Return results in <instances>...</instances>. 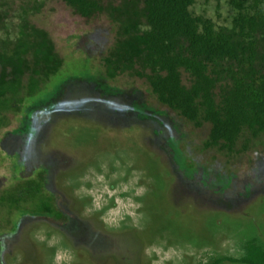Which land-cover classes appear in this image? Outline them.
<instances>
[{"label": "rangeland", "instance_id": "rangeland-1", "mask_svg": "<svg viewBox=\"0 0 264 264\" xmlns=\"http://www.w3.org/2000/svg\"><path fill=\"white\" fill-rule=\"evenodd\" d=\"M1 2L11 38L22 8L36 7L30 23L77 76L29 101L55 92L51 107H31L35 134L22 139L15 112L0 130V264H242L248 240L264 244V143L240 155L205 150L208 129L177 119L142 81L120 77L101 88V59L115 37L109 13L86 19L62 0ZM216 5L198 0L196 8L221 25L227 13L223 6L218 18ZM144 106L163 114L164 136ZM37 174L62 218L18 212L35 211L37 200L7 209L19 183Z\"/></svg>", "mask_w": 264, "mask_h": 264}, {"label": "trees", "instance_id": "trees-1", "mask_svg": "<svg viewBox=\"0 0 264 264\" xmlns=\"http://www.w3.org/2000/svg\"><path fill=\"white\" fill-rule=\"evenodd\" d=\"M62 1L86 19L109 13L116 26L112 46L101 59V88L109 89L107 81L120 77L142 81L149 96L177 119L195 129H208L205 150L240 155L255 142L264 143V0H216L218 18L223 6L227 13L221 25L206 17L204 9L198 12V0ZM4 6L7 3L1 2L0 130L8 126L9 113L15 112L21 116L15 130L23 139L36 132L31 127L35 114L31 107L48 103L51 107L55 95L29 102L37 91L53 81L61 87L77 75L65 73L68 64L64 66L48 32L30 23L29 13L36 7L22 8L11 38ZM141 109L157 126L155 133L165 135L169 125L163 114ZM175 151L181 154L179 145ZM23 158L28 160V155ZM180 165L194 170L185 159ZM44 182L42 174L21 181L8 198L7 209L18 211L22 203L37 200L35 211L18 212L62 218L45 193ZM0 203H5L4 198ZM236 262L264 264L262 241L255 236L248 240Z\"/></svg>", "mask_w": 264, "mask_h": 264}]
</instances>
